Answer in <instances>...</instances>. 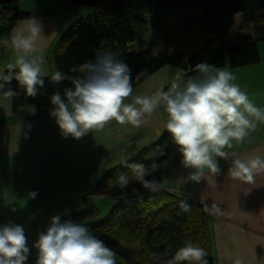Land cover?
I'll list each match as a JSON object with an SVG mask.
<instances>
[{
    "label": "clouds",
    "instance_id": "1",
    "mask_svg": "<svg viewBox=\"0 0 264 264\" xmlns=\"http://www.w3.org/2000/svg\"><path fill=\"white\" fill-rule=\"evenodd\" d=\"M43 35V24L32 17L21 21L3 42L16 53L14 62L6 65V71H0V94L9 104L20 95L11 87L13 81L33 99L45 86L44 56L36 55L42 52L38 41ZM168 51L172 54L174 50ZM70 71L77 73L72 87H66L63 94L56 91L50 96L49 114L64 138L71 136L78 140L93 130H103L113 120L139 128L146 114L163 107L167 114L166 130L181 156V164L192 170L193 181L204 178L205 169L212 176L219 175L218 158L229 162L231 176L249 184L254 183L258 173H264V156L230 159L225 150L234 147L233 141L244 143L251 132L264 124V108L258 107L234 83L236 77L230 71L206 62L197 63L192 68L194 74L181 70L167 89L161 86L151 95L136 96H133L132 69L114 52L98 53ZM50 78L59 84L64 73L56 70ZM129 97L131 102H126ZM29 108V114L34 115L36 106ZM125 164L144 189L156 193L164 187L161 180L149 179L160 167L156 160L149 164ZM129 182L125 173L117 177L121 189ZM37 195L38 191L28 193L30 199ZM180 208L189 212L191 205L181 200ZM204 209L213 215L223 213L216 203L205 205ZM31 247L38 250L35 264H117L116 252L87 226L72 219L62 221L59 214L52 216L46 229L37 233ZM30 251L22 225L12 221L0 224V264H27ZM207 257V250L191 240L185 241L170 257L167 251L151 254L154 264H209ZM234 264L243 261L236 259Z\"/></svg>",
    "mask_w": 264,
    "mask_h": 264
},
{
    "label": "trees",
    "instance_id": "2",
    "mask_svg": "<svg viewBox=\"0 0 264 264\" xmlns=\"http://www.w3.org/2000/svg\"><path fill=\"white\" fill-rule=\"evenodd\" d=\"M25 0H5L2 4L1 22L5 25L24 21L35 16L31 12L13 8V4ZM73 5L92 8L93 15L69 24L60 36L54 54L56 70L64 73L61 83H54L44 76L45 86L34 99L25 95L16 81L11 87L20 92L14 99L15 113L52 108L50 96L72 87L77 73L70 71L98 53L114 52L132 69L133 89L148 77L166 66L177 67L194 74L193 66L206 62L224 69L243 68L260 64L259 43L264 41V0H68ZM260 13L253 22L252 35L244 29L245 13ZM180 15V18L178 16ZM174 17L168 33L181 35V42H188L196 29L206 35L204 44L194 52L178 48L172 54L158 49L153 36L149 44L144 43L149 18L155 26ZM176 26H175V25ZM235 32L237 43H229V36ZM143 47L128 50L135 43ZM6 71V70H5ZM138 73H142L136 79ZM170 134L164 131L150 146L144 147L127 165L149 164L156 160L160 165L152 177L162 181L163 165L170 155L167 141ZM163 153V155H161ZM152 158V159H151ZM125 173L130 182L125 189L117 183L119 174ZM96 198H104L110 208L102 211L95 203L74 212L63 220L72 219L87 226L116 252L117 264H154L153 252L167 251L173 255L184 242L191 240L208 252L209 264H214L212 236L208 212L204 204L192 198L178 196L162 188L152 193L135 180L125 162L108 169L93 191ZM191 205L189 212H183L180 201ZM38 252L30 251L27 264H35Z\"/></svg>",
    "mask_w": 264,
    "mask_h": 264
},
{
    "label": "crops",
    "instance_id": "3",
    "mask_svg": "<svg viewBox=\"0 0 264 264\" xmlns=\"http://www.w3.org/2000/svg\"><path fill=\"white\" fill-rule=\"evenodd\" d=\"M1 11L0 3V17ZM34 14L44 26V35L38 41L42 52L36 55L42 54L44 61L53 65L49 72L44 71L42 65L45 76L51 77L56 71L55 48L69 23L56 11ZM20 23L5 25L0 19V42L10 38ZM3 26L5 32L1 30ZM15 56L11 47L0 54V71H5ZM260 56L261 64L264 57ZM257 70L250 72L248 84L241 89L258 107L264 108V78L253 75ZM157 75L156 72L148 79ZM172 82L161 78L155 85L146 79L147 95L161 86L167 89ZM141 84L133 95L141 89ZM13 103L14 100L11 104L4 101L0 94V224L12 221L22 225L29 247L35 252L38 250L31 245L52 216L69 217L94 203V198L104 201V205L99 206L102 211L108 210L111 204L92 194L101 177L108 169L138 155L167 131V114L161 107L156 113L164 122V130L149 124L147 117L151 120V116L146 114L139 128L112 121L103 130H93L78 140L58 141L55 135L58 125L49 114L51 108L38 109L34 115H30V111L16 114ZM233 144V148L225 149L230 159L264 156V124L251 132L244 143L233 141ZM167 146L170 155L163 165V188L181 197L197 199L204 206L216 203L223 211L219 215L208 213L214 264H234L236 259H241L243 264H264V173H258L254 183L249 184L231 176L229 162L218 158L220 174L212 176L205 169L204 178L196 182L190 176L192 170L181 164L171 136ZM31 191H38L35 199L28 196Z\"/></svg>",
    "mask_w": 264,
    "mask_h": 264
},
{
    "label": "rangeland",
    "instance_id": "4",
    "mask_svg": "<svg viewBox=\"0 0 264 264\" xmlns=\"http://www.w3.org/2000/svg\"><path fill=\"white\" fill-rule=\"evenodd\" d=\"M12 6H13V8H19L21 11H26V12L31 11V13H33V14L34 13H41L42 11H47V10L56 11L59 13L62 20L67 21L69 24H72V23H75L77 21H80L81 19L87 18V17L93 15V13H94L92 8L76 6V5H73L71 2H69L68 0H25V1L15 3ZM259 15H260V13L252 14L249 12L244 14V16H243L244 29L248 35H252L251 28H252L253 22L259 17ZM178 18H180V15L178 16ZM147 22H148L147 35H146V38L144 39V43L149 44L151 42L153 36H155L157 39V43H158L157 51L164 50V51L169 53L168 50L170 48L175 51L178 48L183 50L186 47V49L189 52H194L197 49H199L204 44V42L206 40L205 33L199 29H196L194 35L186 43L181 42L182 39H181L180 34L168 33L169 29L171 27H173L172 24L173 23L177 24V19L174 17H170V18L166 19L164 22H162L161 24H159L157 26H155L153 24V18H149L147 20ZM3 29H4V26L1 27V30H3ZM4 32H5V29H4ZM237 42H238V40H237L236 33L233 32L229 36V43L234 44ZM142 47H143V45L140 42H135L129 47L128 50L138 51ZM259 52L264 57V41L259 43ZM43 64H44V71H46V72H49L50 69L54 68L53 65L48 60L44 61ZM258 66L259 67L254 66V68H252V69H249L247 67L243 68V69L242 68L232 69V68H230V65L227 64V66L223 70L230 71L236 77L234 83L238 84L240 87H243V86L248 84L249 76L252 75V74H250V72L252 70L258 69L255 73H253V75L260 77V78L261 77L264 78V58H263V63L259 64ZM180 73L181 72H180L179 68L172 67V66H166L157 72V74H158L157 78L154 77V79H147V81L150 83H153L155 85H158L160 83L161 78L167 79L170 81H174L175 78ZM158 76H160V77H158ZM147 85H148V83L143 82L141 84V87H140L141 89H138L133 96L147 95V90H148ZM138 86H136L133 89V91L136 88H138ZM131 99L132 98L129 97L128 101H126V102H131ZM16 114H18V113H16ZM150 116H151V120L147 117V122L149 124L154 125L157 129H163L164 122L160 119L158 114L156 112H154V115H150ZM113 122H115V121L113 120ZM107 126H109V124H107L105 127H107ZM59 130L60 129L57 126L55 129V131H56L55 135H56L58 141H65V138L61 135ZM67 139L73 140V138L71 136H69ZM131 158L132 157L127 158V160L122 161V163L129 161ZM93 200L97 206H103L104 205V201L101 202V200L95 199V198Z\"/></svg>",
    "mask_w": 264,
    "mask_h": 264
},
{
    "label": "built area",
    "instance_id": "5",
    "mask_svg": "<svg viewBox=\"0 0 264 264\" xmlns=\"http://www.w3.org/2000/svg\"><path fill=\"white\" fill-rule=\"evenodd\" d=\"M6 39H9V38H6ZM6 39H5V40H6ZM5 40H4V41H5ZM4 41H2V42L0 43V54H2L5 50L9 49V47H10V46H8V45H5V44L3 43Z\"/></svg>",
    "mask_w": 264,
    "mask_h": 264
}]
</instances>
